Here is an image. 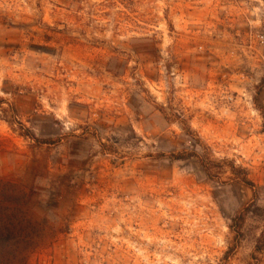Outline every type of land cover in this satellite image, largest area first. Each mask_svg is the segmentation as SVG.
<instances>
[{
    "label": "rangeland",
    "instance_id": "obj_1",
    "mask_svg": "<svg viewBox=\"0 0 264 264\" xmlns=\"http://www.w3.org/2000/svg\"><path fill=\"white\" fill-rule=\"evenodd\" d=\"M0 180L14 264H264V0H0Z\"/></svg>",
    "mask_w": 264,
    "mask_h": 264
},
{
    "label": "trees",
    "instance_id": "obj_2",
    "mask_svg": "<svg viewBox=\"0 0 264 264\" xmlns=\"http://www.w3.org/2000/svg\"><path fill=\"white\" fill-rule=\"evenodd\" d=\"M29 136L27 135V138L38 141L33 135ZM41 144L46 143L43 141ZM230 173L243 185L254 189L245 169L232 165ZM25 199L26 195L16 186L0 180V264H14L31 245V226L15 208L8 207L20 205ZM240 220L242 221V218Z\"/></svg>",
    "mask_w": 264,
    "mask_h": 264
}]
</instances>
